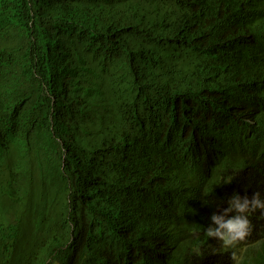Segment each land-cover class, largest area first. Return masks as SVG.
Segmentation results:
<instances>
[{
  "label": "trees",
  "instance_id": "trees-1",
  "mask_svg": "<svg viewBox=\"0 0 264 264\" xmlns=\"http://www.w3.org/2000/svg\"><path fill=\"white\" fill-rule=\"evenodd\" d=\"M250 160L264 0H0V264H210Z\"/></svg>",
  "mask_w": 264,
  "mask_h": 264
},
{
  "label": "clouds",
  "instance_id": "clouds-1",
  "mask_svg": "<svg viewBox=\"0 0 264 264\" xmlns=\"http://www.w3.org/2000/svg\"><path fill=\"white\" fill-rule=\"evenodd\" d=\"M251 160L243 165L241 177L261 181L255 184L256 190L247 183L232 187L221 201L222 211L210 216L211 222L205 230L207 238L227 249L223 251L225 258L216 253L210 264H230L226 258H232L237 264H255L247 262L244 256L264 241V163L260 160L251 163ZM231 180L232 177L224 182ZM193 259L203 260L201 251L198 258L192 256L191 261Z\"/></svg>",
  "mask_w": 264,
  "mask_h": 264
}]
</instances>
